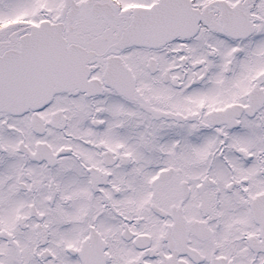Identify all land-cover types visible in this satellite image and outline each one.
<instances>
[{
  "label": "snow or ice",
  "instance_id": "obj_1",
  "mask_svg": "<svg viewBox=\"0 0 264 264\" xmlns=\"http://www.w3.org/2000/svg\"><path fill=\"white\" fill-rule=\"evenodd\" d=\"M0 264H264V0H0Z\"/></svg>",
  "mask_w": 264,
  "mask_h": 264
}]
</instances>
